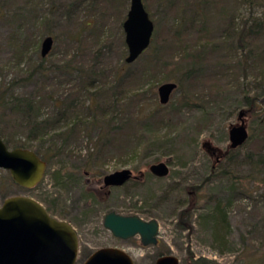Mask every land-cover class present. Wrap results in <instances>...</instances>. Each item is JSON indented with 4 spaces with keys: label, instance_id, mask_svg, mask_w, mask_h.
I'll return each instance as SVG.
<instances>
[{
    "label": "rangeland",
    "instance_id": "374dc122",
    "mask_svg": "<svg viewBox=\"0 0 264 264\" xmlns=\"http://www.w3.org/2000/svg\"><path fill=\"white\" fill-rule=\"evenodd\" d=\"M128 3L0 0V93L11 85V94L33 96L42 116L74 99L66 121L50 133L81 120L73 124V139L65 146L56 142L63 150L45 162L34 186L17 185L0 168V203L27 195L68 221L77 234L74 264L100 247L122 249L133 264H153L160 254L180 263H258L264 251V0H142L153 22L150 42L126 63L121 23ZM45 36L52 41L41 56ZM90 68L96 77L81 91L79 70ZM166 81L176 86L161 104L156 89ZM241 88L256 98L251 106L243 102ZM185 91L206 101L197 97L200 107L184 104ZM10 107L9 100L0 106V128L11 134L4 144L12 148L19 139L33 147ZM238 111L248 136L231 149L227 130L239 123ZM259 156L261 162L252 166ZM158 161L167 164L164 176L148 171ZM121 168L136 179L102 186L104 174ZM222 169L238 178L240 188L227 208L230 231L218 252L209 228L195 216L208 196L222 195L228 183ZM197 185L200 199L191 208L189 230L180 227L177 212L187 190ZM109 210L155 219L157 244L142 246L138 235L114 237L102 225Z\"/></svg>",
    "mask_w": 264,
    "mask_h": 264
},
{
    "label": "water",
    "instance_id": "95a60500",
    "mask_svg": "<svg viewBox=\"0 0 264 264\" xmlns=\"http://www.w3.org/2000/svg\"><path fill=\"white\" fill-rule=\"evenodd\" d=\"M126 46L124 62L134 61L143 52L151 38L153 22L142 0H129L121 23ZM51 37L41 41L40 54L45 55L51 46ZM175 83L166 81L157 86L159 103L168 100ZM238 111L239 123L227 130L228 147L244 143L248 133ZM45 161L32 149L8 148L0 137V168L8 171L14 183L30 188L42 177ZM148 171L155 176L168 172L163 161L152 163ZM130 177V169L121 168L102 176V186H118ZM102 225L117 238L126 239L138 235L142 245L155 244L158 223L155 219H143L136 214H120L109 210L103 214ZM78 251L77 234L65 220L50 215L45 207L33 197L11 195L0 203V264H74ZM81 264H133L130 256L116 247H100L92 251ZM155 264H179L171 254L159 256Z\"/></svg>",
    "mask_w": 264,
    "mask_h": 264
},
{
    "label": "trees",
    "instance_id": "16d2710c",
    "mask_svg": "<svg viewBox=\"0 0 264 264\" xmlns=\"http://www.w3.org/2000/svg\"><path fill=\"white\" fill-rule=\"evenodd\" d=\"M183 49H185V47H183ZM67 66L68 64L64 65L63 67L67 68ZM92 68L88 70L90 72L87 71L88 73L84 72L83 70H79V73L81 75V91L86 90L93 83V79L97 71H93ZM62 70H65V68ZM10 87L11 85L6 89H3V91L0 93V106L6 103V100H9V103L11 105V112L14 114V117L17 118V121L20 124L19 125L17 123L18 126L20 127L23 125L26 130L25 138L27 139V141L32 140L35 142V145L31 147L30 145H28V143H23L22 141L20 142L18 141V139L15 143L12 144V147L32 149L41 159L48 163L50 156L61 152L63 150V146H65L68 141L74 138L72 136V134L74 133L73 124L81 121L79 118H76L74 121L75 123L72 124V128H69V130L65 128L66 130L64 129L62 131H53L52 133H50V130H53L52 127L55 123L59 122L60 120L66 121V111L68 110L67 108H69L70 110L71 108L73 109L74 99H70L69 101L61 105L62 107L60 106V108L54 111L53 115L42 116V114L40 113V100L33 99V96L21 97L18 95H13L9 92ZM241 93L243 102L247 106H251L256 100L255 97L249 94L248 89L241 88ZM135 94H133L132 96H134ZM181 94L182 102L184 104H190V102L188 101H191L192 105L200 107L201 105L198 104L196 99L197 97H200V100L203 102L204 100L206 101V99L201 98V95H197V93H188L187 91H185ZM101 110L103 111V109ZM46 134H48V136H46ZM10 136L11 134L9 128L6 134H4V131L0 128V137L6 145H8ZM58 140L63 146L56 145V142ZM98 140L100 139L98 138ZM260 162V156L259 159L254 160L253 163L250 160V163H252V166L254 167H256ZM219 172L222 173V175H225L228 179L227 185L225 187H222V195L208 196L206 203L202 206L197 207L198 210L195 217L197 221L201 220L202 223L209 228L212 241L215 244L214 248H220L218 252H221V245L226 242L225 238L230 231V225L228 223L227 217V208L230 207L236 199H238V190L240 187L238 185V178L234 174H231L227 169H222ZM251 177L254 176L251 175ZM199 189L200 186L198 185L191 187V189L189 191L187 190L186 192V200L180 202V208L184 205L185 202V206L179 209L177 212V215L179 216L178 224H180V227L187 228L189 230L192 228L189 218H191L192 216L191 208H195L200 199V197L198 196ZM222 229H225V231L222 232ZM262 229V232L264 233V225H262ZM247 252L248 249H246L245 247L241 250L242 254H246ZM258 260V263L256 262L255 264H264V251L260 253V257ZM191 263L212 264L209 259L205 258H197L196 261L192 260Z\"/></svg>",
    "mask_w": 264,
    "mask_h": 264
},
{
    "label": "flooded vegetation",
    "instance_id": "af4514ba",
    "mask_svg": "<svg viewBox=\"0 0 264 264\" xmlns=\"http://www.w3.org/2000/svg\"><path fill=\"white\" fill-rule=\"evenodd\" d=\"M130 171H131V170H130ZM133 179L135 180V179H136V176H135V177H130V178L127 179L125 182H127V181H129V180H133ZM128 238H129V237H128ZM139 241H140V239H139ZM157 242H158V240L156 239V243H155V244H157ZM140 243H141V242H140ZM155 244H152V245H155ZM141 245H142V243H141ZM142 246H145V245H142ZM161 255H166V254H160V255L155 256L154 261H153V264H155L156 259H157L159 256H161ZM191 259H192V258H191ZM191 259H190V260L188 259L187 261H185V262H183V263H180V261H179L178 258H177L179 264H192L191 261H192V260L196 261L197 258H193L192 260H191ZM131 260H132V259H131ZM132 263H133V261H132ZM196 264H198V263H196Z\"/></svg>",
    "mask_w": 264,
    "mask_h": 264
}]
</instances>
